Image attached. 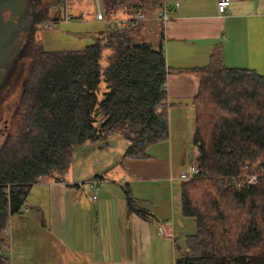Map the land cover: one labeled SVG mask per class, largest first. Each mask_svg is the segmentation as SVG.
Listing matches in <instances>:
<instances>
[{"label": "trees", "instance_id": "1", "mask_svg": "<svg viewBox=\"0 0 264 264\" xmlns=\"http://www.w3.org/2000/svg\"><path fill=\"white\" fill-rule=\"evenodd\" d=\"M93 5L108 28L119 15L141 9L132 0ZM47 8L36 21L38 29L47 22ZM133 29L112 26L77 50L48 51L28 38L29 50L16 61L8 82H19L26 71L28 83L16 107V116H22L17 134L0 147V264H9L10 217L22 210L35 183L68 171L76 148L105 143L119 133L128 142L122 157L145 159L149 147L169 139L166 78L172 71L199 78L192 101L197 152L192 163L199 173L177 184L180 215L194 231L183 245L175 244L174 264H264V176L246 189L220 185L226 177L239 178L245 161L264 171V76L225 67L220 47L204 66L172 70L162 44L134 38ZM25 57L27 66L19 64ZM122 188L128 213L152 220L128 185Z\"/></svg>", "mask_w": 264, "mask_h": 264}, {"label": "crops", "instance_id": "2", "mask_svg": "<svg viewBox=\"0 0 264 264\" xmlns=\"http://www.w3.org/2000/svg\"><path fill=\"white\" fill-rule=\"evenodd\" d=\"M155 20L149 16L141 39L162 44L172 70L204 66L220 47L225 67L264 76V0H232L224 13L216 0H179L164 29ZM198 89L194 73L167 75L169 139L149 147L148 158H123L128 144L112 146L115 134L79 147L68 171L35 183L9 219V264H174L173 237L186 226L175 183L197 154L192 101ZM124 184L152 220L128 213Z\"/></svg>", "mask_w": 264, "mask_h": 264}, {"label": "rangeland", "instance_id": "3", "mask_svg": "<svg viewBox=\"0 0 264 264\" xmlns=\"http://www.w3.org/2000/svg\"><path fill=\"white\" fill-rule=\"evenodd\" d=\"M57 1L58 3L56 2V0H42L43 8L44 6H49V8H47L48 9V19L46 20L47 22L43 24V28H41L42 25L40 24L41 29H38V26L35 24L36 28L33 31V33L30 34L29 36L30 39L33 38L32 40L34 43L33 46L35 44L41 43V46L43 47V49L48 50V51L82 49L87 44L94 41L99 31H102V34H106L105 33L106 30L108 29L111 30L112 26H114V21L109 22V28H108L107 27L108 25H106L104 21H97L93 19V14L95 15L94 10H96L93 5L95 0H57ZM136 3L140 4L141 9L138 10V12L145 13L146 14L145 18L139 19V21L133 23L132 25H128V23L126 22V24L123 27H119V28H121L120 30H124L128 26H133V27L135 26V29L132 30V33L135 36L134 38L141 39L143 36V30L145 34L146 26L149 25V24L147 25L149 16H151L153 19H156L155 21H158L157 7L159 5V0H132V6L134 4L136 5ZM80 7H83V10L80 11V14L81 13L84 14L83 19H80L81 17L79 18L78 13H79ZM151 10H154L152 14L149 13V11ZM87 12H90L92 16L86 14ZM134 12H135L134 9H131L130 12H128L127 14L128 17L134 14ZM119 17L121 18L123 16L119 15ZM66 18H69V19H66ZM54 19L56 20L53 22ZM158 24H160L159 21H158ZM116 30H118V28ZM145 40L150 42L149 39H145ZM27 47L24 48L22 52L23 54H26V52H28L29 49ZM31 48L33 49V47ZM103 53L107 54L108 51L104 50ZM28 62H29V58H26V57L23 60H19V64L24 63V66H27ZM101 64L103 66L106 64L105 58L104 60L102 59ZM24 82H26V85H27L28 79L26 76V71L21 75L19 82L16 83L14 80H12L6 86V88L3 91H1L0 94L2 97L4 96V99H5L4 104H10L11 108H13L14 110L16 109ZM21 117H22L21 114H18L17 116L13 118L12 125L10 127V139L9 140L13 139L16 136L17 127L19 126L18 125L19 122H21ZM117 136H118V139L116 140L112 139L110 141L112 146L116 148H120L123 142H126L128 144V142L123 138V136L122 138L125 141L120 137L121 135L119 133H117ZM78 148L75 149V152ZM57 174L61 175L63 173L61 172ZM177 181L179 182L180 180L177 179ZM164 185L166 187V192L168 195L169 194L168 183H165ZM175 187L177 188L176 183H175ZM176 192H177V189H176ZM176 192H175V195H176ZM199 193L200 192H197L196 194L198 195ZM172 204H173V209H174V201H172ZM178 212H179V201H178ZM184 221L186 223V226L181 230L180 233L176 234L175 232L176 235H174L173 237V240L175 242L174 243V253H175L174 258H176L175 244L178 243V245H183V240H184L185 235L194 231L193 223H191L189 219H185ZM28 229L29 230L27 233L33 231L34 224H30ZM26 239H29V238H26Z\"/></svg>", "mask_w": 264, "mask_h": 264}, {"label": "water", "instance_id": "4", "mask_svg": "<svg viewBox=\"0 0 264 264\" xmlns=\"http://www.w3.org/2000/svg\"><path fill=\"white\" fill-rule=\"evenodd\" d=\"M34 5L35 0H0V87L25 47L23 33L36 28Z\"/></svg>", "mask_w": 264, "mask_h": 264}, {"label": "built area", "instance_id": "5", "mask_svg": "<svg viewBox=\"0 0 264 264\" xmlns=\"http://www.w3.org/2000/svg\"><path fill=\"white\" fill-rule=\"evenodd\" d=\"M232 0H216V7L218 12L224 13L226 12L228 6L230 5ZM60 6V5H59ZM179 0H159V5L157 7V18L158 21L162 24L161 28L164 29L165 25L173 18V13L178 9ZM146 16L145 13L142 12H134L131 16H123L113 19L114 26L118 30L123 27L126 22L128 25H132L133 23L139 21V19H144ZM69 19V18H66ZM94 19L97 21H102L104 19L99 6L97 5L95 10ZM199 173L198 168L194 163L188 164L182 171H180L176 180L186 181L194 178ZM264 176L263 170L258 171L257 166H251L249 161H245L242 165V173L239 178L234 177H226L220 185L225 184H233V186L237 189H246L250 186L257 184L259 178ZM220 181V180H219ZM97 189V187H96ZM93 199H96V196H92Z\"/></svg>", "mask_w": 264, "mask_h": 264}, {"label": "flooded vegetation", "instance_id": "6", "mask_svg": "<svg viewBox=\"0 0 264 264\" xmlns=\"http://www.w3.org/2000/svg\"><path fill=\"white\" fill-rule=\"evenodd\" d=\"M42 9H43L42 0H35L34 9L32 11V18L34 20V24H36V21H37L39 15L41 14ZM32 31H27V32L23 33V35H22V39L25 43L24 48H26V46H27V40H28L30 34H32ZM24 48H23V50H24ZM20 56H19V58H20ZM14 67H15V64L12 67L11 71L14 69ZM11 71H10V75H11ZM10 75H9V78H10ZM9 78H8L7 82L5 83V85L0 87V93H1V91H3L6 88L8 82H9ZM3 100L4 99L1 97V94H0V147L9 138L10 127L12 125L13 118L16 116V113H17V109L14 110L13 108H11L10 104H4L5 101H3ZM1 102H3V103H1Z\"/></svg>", "mask_w": 264, "mask_h": 264}]
</instances>
